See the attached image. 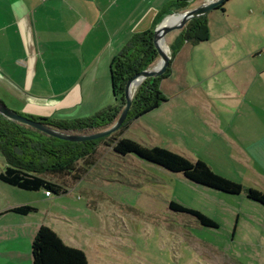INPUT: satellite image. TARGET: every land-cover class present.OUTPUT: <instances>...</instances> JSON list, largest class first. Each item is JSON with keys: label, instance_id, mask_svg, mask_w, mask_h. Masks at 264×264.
Instances as JSON below:
<instances>
[{"label": "rangeland", "instance_id": "374dc122", "mask_svg": "<svg viewBox=\"0 0 264 264\" xmlns=\"http://www.w3.org/2000/svg\"><path fill=\"white\" fill-rule=\"evenodd\" d=\"M203 2L205 0L200 4ZM224 9L230 32L223 30L221 22L217 28H213L212 33H216L208 36L207 41L188 43L196 48L192 53L188 51L184 60L185 63L190 61L189 69L183 71L185 74L189 72L186 79L191 84L210 72L200 67L201 63L210 60V54L216 56L212 60L221 62L249 55L257 67L264 68V0H231L225 3ZM209 16L206 18L207 25L212 28L214 22ZM229 26L226 24V30H229ZM176 34L171 33L164 39L168 55L171 37ZM205 44L213 45V52H201V46ZM221 45L229 46L222 52L219 49L218 53L216 46ZM259 48L262 53L254 56ZM98 55L101 56L78 52L54 54L45 75V80L52 82L47 86L53 90L49 98H25L31 95L33 89L14 86L7 80L1 81L2 104L12 111L11 108H14L29 113L30 116L19 114L26 118L34 119L32 115L38 114L39 117L55 119L71 126L96 120L108 107L109 101L114 99L109 65L105 70L99 66L96 71L93 88H90L93 104L85 95L82 106L63 107L65 102L56 106L60 102L54 95L62 96L61 91L72 90L75 81L85 79L87 71L83 67H87L91 61L95 62ZM78 63L82 66L76 69ZM182 79L184 77L174 75L172 82L175 85L169 90L177 92L185 88L180 83ZM7 84L16 90H11ZM82 88L85 90L87 86L83 84ZM9 96L11 101L7 99ZM188 96L186 100L176 97L179 99L171 102L164 98L157 108L133 120L121 137L144 147L163 148L191 162L201 161L214 173L239 183L243 187L240 194H228L196 184L181 173L169 172L133 154H116L112 150L113 138H118L120 134L116 131L91 141L94 143H90V158L76 164L80 169L76 172L80 179L67 178V183L73 185L68 188L67 195L52 194L49 200H54V203L38 207L42 211H49V216H54L52 219L64 228H75L74 233L86 232L90 228V241L101 243L105 240L111 249L129 257L131 255L129 264H264V207L248 199L245 194L249 188L264 192V142H257L256 148L251 144V149H237L235 143L228 140L234 124L221 134L217 125L212 126L210 121L213 118H208L205 126V119L199 116V109L205 106L189 102ZM89 103L90 113L93 114L86 112ZM254 126H264V122L255 121ZM106 128L90 131L78 128L69 133L92 134ZM255 149H259L258 155L254 154ZM4 165L6 163L0 153L1 171ZM88 170L87 179L85 175ZM0 186L8 192L0 191L1 205L7 201L20 203L34 199L38 193L44 192L23 191L1 182ZM85 191H90L89 198ZM89 199L90 208L87 206ZM170 202L201 213L212 220L215 227L202 226L190 214L171 211L168 207ZM65 216L72 217V220ZM66 221L71 224L68 225ZM50 229L53 230L54 226H50Z\"/></svg>", "mask_w": 264, "mask_h": 264}, {"label": "crops", "instance_id": "0c3cea01", "mask_svg": "<svg viewBox=\"0 0 264 264\" xmlns=\"http://www.w3.org/2000/svg\"><path fill=\"white\" fill-rule=\"evenodd\" d=\"M174 1L0 0V82L7 80L14 86H28L29 90L33 89L31 95L25 98L32 100L45 96L49 98L50 95L52 96L53 90L47 86L52 85V82L46 81L45 75L54 54L58 52L101 54V56L98 55L100 58L95 57V62L91 61L87 67H83L84 71H87L85 79L81 78V80L75 81L72 90L61 91L62 96L54 95L60 102L56 106L62 102L66 103L63 107L82 106L85 95L93 104L90 88H93L98 67L105 70V67L110 65L112 58L124 50L134 35L153 30L163 15L172 13L173 9L169 6ZM202 1L191 0L187 8H195ZM224 7L225 4L223 10L213 9L206 14V18L210 15L209 17L214 22L212 28L208 25L209 37L216 33H212L213 28H217L221 22L223 30L231 31ZM187 8L185 10H188ZM250 11L252 12V10ZM212 12H216V14H211ZM226 24H228L229 30H226ZM178 35L179 32L171 37L170 45ZM228 46H216V49L220 53V50L222 52ZM190 47L188 43H185L175 52V55L170 58L165 77L159 83V90L167 102L175 101L180 97L186 100V96L189 94V102L205 106V108L199 109V116L201 115L206 121L203 123L205 126L209 122L207 119L213 118V121L210 122H212V126L217 125L221 134L234 124V128L230 130L231 135L227 139L233 141L237 149H245L251 144L254 147L257 142H264V126H254L255 121L264 122V68L257 67L250 60L249 55L242 59L221 62L212 60L216 56L210 54V60L200 64L202 69L210 70V72L199 78L196 77V82L191 84L190 80L186 79L189 72L187 71L185 74L183 71L190 67V61L184 62L185 54H188V51L192 53L196 49L195 46ZM201 47H203L201 50L203 53L213 52V45L205 44ZM232 50H234V46ZM258 50L257 54H253L254 56L262 53L261 48ZM46 54L52 56H46ZM191 58L192 56H190V60ZM79 66L82 65L78 63L76 69ZM174 75L184 77L180 80L181 85L185 86L181 91L169 90L175 85L172 82ZM83 84L87 86L85 90L82 88ZM7 87L12 88L8 84ZM11 90L15 91L16 89L14 87ZM69 92L70 94H68ZM112 97L114 98L113 93ZM7 99L11 101L10 96ZM0 101L2 102V98ZM80 101L82 102L80 103ZM109 102L104 111L118 108L120 105L115 99H111ZM89 104V109L85 110L89 114H93L90 113L91 103ZM11 109L19 114L30 116L25 111ZM32 116H35L34 119L45 118L39 117L38 114ZM131 123H128L123 132L131 126ZM123 132H120V137ZM258 151L259 149H255L254 154L258 155ZM6 166L7 163L3 170ZM89 170L85 175L87 179ZM2 171L0 169V172ZM70 177L71 175L66 174V176L47 175L45 178L66 184L67 191L62 195H67L68 188L73 186L67 183V178ZM63 178L66 180H62ZM1 190L6 191L0 186ZM85 194L88 198L90 197V191H85ZM51 196L46 197L44 192H40L34 199H27L20 203L13 201L8 203L7 201L5 204H0V264H32L31 243L36 231L40 226L50 228L52 225L54 226L53 231L66 245L84 252L87 264H129L128 262L132 261L131 255L129 257L123 252L111 249L105 240L101 243L95 240L90 241V228H87L86 232L77 231L74 233L75 228H64L57 220H53L54 216H49V211L48 213L40 209L42 206L49 205L48 203H54V200H49ZM21 205H34L37 211L28 215H20L11 211L14 207ZM87 206L90 208V199ZM69 219L72 220V217ZM66 223L71 224L69 221ZM107 249L109 250L107 251Z\"/></svg>", "mask_w": 264, "mask_h": 264}, {"label": "trees", "instance_id": "16d2710c", "mask_svg": "<svg viewBox=\"0 0 264 264\" xmlns=\"http://www.w3.org/2000/svg\"><path fill=\"white\" fill-rule=\"evenodd\" d=\"M189 1L191 0H175L169 8L173 9L172 13L185 10ZM227 1L225 0L214 9L223 10V5ZM165 15L159 19V22ZM208 36L206 15L190 20L179 32L173 44L169 45L170 58L183 44L205 42L208 40ZM152 38L153 30L134 35L124 50L110 61V84L114 99L120 103L118 108L107 109L96 120H87L77 123L75 126L47 118L33 120L68 133L75 132L78 128L90 131L110 127L118 118V113L123 107V90L126 81L136 73L152 68L158 59ZM167 71L168 68L160 77L143 80L135 89L126 119L117 133L123 132L128 123L157 108L159 103L165 100L159 90V83ZM0 103L2 102L0 101ZM90 143L94 142L72 143L59 140L0 116V153L7 163L6 168L0 172V182L23 191L44 190L51 195H62L66 193L67 186L63 182L58 183L45 177L47 175L66 176L67 174L75 180L80 179L76 173L80 169L76 167V164L82 159L90 158ZM112 150L121 156L133 154L139 159L169 172L181 173L186 179L196 184L228 194L237 195L243 189L239 183L214 173L205 163L191 162L163 148L144 147L133 140L119 136L113 138ZM62 180L65 181V178ZM245 194L248 199L264 207V192L249 188L245 190ZM168 207L174 212L190 214L202 226L215 227L212 220L195 210L185 208L175 202H170ZM11 211L20 215H28L37 210L32 205H21L14 207ZM31 255L32 264H87L83 251L66 245L47 226H40L36 231L31 243Z\"/></svg>", "mask_w": 264, "mask_h": 264}, {"label": "water", "instance_id": "95a60500", "mask_svg": "<svg viewBox=\"0 0 264 264\" xmlns=\"http://www.w3.org/2000/svg\"><path fill=\"white\" fill-rule=\"evenodd\" d=\"M224 1L225 0H205V2H203L199 6H196L195 8H191L183 12H173L168 15H165L161 19V21L155 26L153 30V38H152L153 47L158 56V61H157L158 66L155 67L157 64L156 63L152 68L138 72L126 81L124 90H123V99H124L123 107L120 111V114L117 120L109 128L103 131L92 133V134H70L64 131H60L58 129H54L47 125H44L40 121H36L30 118L23 117L17 114L16 112L6 108V106L2 103H0V116L9 121L23 124L25 126L33 128L34 130H37L47 136H50V137H53L59 140H63V141L72 142V143L93 141V140L101 139V138L111 135L123 125L126 119L127 113L130 109L132 96H133L135 89L145 79L157 78V77L162 76L165 73L166 69L168 68L169 62H170V56L158 46V41L160 39H165V37L171 33L180 32L182 28L190 20L208 14L214 8L221 5ZM173 15L179 16V20L174 25L163 26L162 24L164 20L167 17L173 16ZM137 81L139 82V84L137 85L135 89H133V85Z\"/></svg>", "mask_w": 264, "mask_h": 264}, {"label": "bare ground", "instance_id": "6f19581e", "mask_svg": "<svg viewBox=\"0 0 264 264\" xmlns=\"http://www.w3.org/2000/svg\"><path fill=\"white\" fill-rule=\"evenodd\" d=\"M179 20V16L177 15H173V16H170V17H167L164 22H163V26H170V25H174L177 21ZM158 46L164 50L166 53H167V50H168V47L166 45V42L164 39H160L158 41ZM168 54V53H167ZM158 66V63L156 64L155 67ZM139 84V82L137 81L136 83H134L133 85V89H135L137 87V85Z\"/></svg>", "mask_w": 264, "mask_h": 264}, {"label": "built area", "instance_id": "2783aa9c", "mask_svg": "<svg viewBox=\"0 0 264 264\" xmlns=\"http://www.w3.org/2000/svg\"><path fill=\"white\" fill-rule=\"evenodd\" d=\"M44 194H45L46 197L51 196V194L48 191H45Z\"/></svg>", "mask_w": 264, "mask_h": 264}]
</instances>
